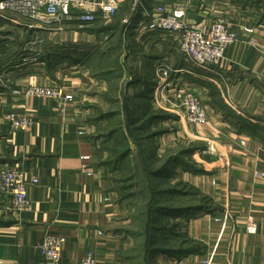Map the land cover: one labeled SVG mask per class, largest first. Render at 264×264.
Here are the masks:
<instances>
[{
  "label": "crops",
  "instance_id": "0c3cea01",
  "mask_svg": "<svg viewBox=\"0 0 264 264\" xmlns=\"http://www.w3.org/2000/svg\"><path fill=\"white\" fill-rule=\"evenodd\" d=\"M166 2L147 0L150 7ZM220 16L228 19L238 39L216 68L195 66L168 34L140 33V20L132 12L123 19L119 44L107 35L117 29H104L102 22L91 32L86 27L92 25L73 33L57 29L48 33L54 41L45 55L0 65V74L6 72L0 82V169L20 167L28 179L39 180L29 187L30 210L15 214L1 209L0 262L50 264L39 244L51 233L66 237L58 264H81L88 251L98 264H121L119 249L127 235L118 224L126 209L106 183L94 110L117 102L131 127L141 119L149 138L160 143L156 123L170 116L183 123L176 110L178 95L191 89L200 95L208 122L182 128L188 136L208 141L216 155L206 162L205 173L185 170L181 175L207 203L176 217L185 223L187 240L159 247L156 262L204 264L212 257L213 264H264V0H205L189 18L206 26ZM160 64L171 70L166 78L157 73ZM51 82L74 94L65 114L53 99L12 91ZM11 111L28 113L32 126L12 130L5 118ZM2 198L0 194L6 203Z\"/></svg>",
  "mask_w": 264,
  "mask_h": 264
},
{
  "label": "rangeland",
  "instance_id": "374dc122",
  "mask_svg": "<svg viewBox=\"0 0 264 264\" xmlns=\"http://www.w3.org/2000/svg\"><path fill=\"white\" fill-rule=\"evenodd\" d=\"M179 1L186 2V0ZM126 2L111 19L102 21L104 29L109 30L110 26L117 29L113 34L107 33L114 44L122 42V33L125 29L122 22L132 12L133 0ZM204 2L205 0L189 1L188 14L202 6ZM147 7L152 6L148 4ZM8 17L14 21L3 20L0 27L1 67L10 62L23 63L25 62L23 59L27 57L45 55L49 42L54 41L48 37L50 31L58 29L73 33L87 25H92L86 27L90 32L89 28L98 30L96 27L98 22L87 25L78 22L44 24L14 12H8ZM219 18L226 17L220 16L214 20ZM188 19L194 24L189 16ZM45 27L54 30L47 31L43 29ZM166 68L169 75L171 70ZM5 73L0 74V82H5L6 78L3 75ZM180 100L178 95L176 110L183 116V123L180 122L181 117L176 120L171 116V120L165 117L162 124L156 123V130L161 131L160 143H154L153 137L149 138L150 132L145 128L146 124L141 123V119L138 120L140 124L137 125L138 127H131L130 117L123 119V110L117 102H113L111 106L113 110L110 109L111 107L108 109L97 107L94 110L95 119L99 123L96 136L97 148L99 160L106 169V183L108 188L116 193L118 200L124 203L126 209L125 214L120 216L123 220L118 224L127 235V238L123 239V246L120 245L119 249L121 264H158L155 258L159 247L170 241L181 246L187 240L184 234L185 223L177 221L176 217L192 206L196 208L202 206V203H207L206 198L198 195L196 187L187 182L181 173L185 170L205 173L206 162H211L216 152L208 141L188 136L184 132L182 124L186 126L201 124H191L186 121L184 112L178 107ZM202 104L204 105L203 102ZM138 112L142 114L143 111ZM123 126L127 127V131H124ZM191 192L194 196L186 195V193L191 195ZM162 207L164 209H161ZM176 209L180 211L172 212ZM150 211L152 213L151 243L147 250L146 227ZM2 213L0 210V215Z\"/></svg>",
  "mask_w": 264,
  "mask_h": 264
},
{
  "label": "built area",
  "instance_id": "2783aa9c",
  "mask_svg": "<svg viewBox=\"0 0 264 264\" xmlns=\"http://www.w3.org/2000/svg\"><path fill=\"white\" fill-rule=\"evenodd\" d=\"M125 0H0V27L3 20L14 19L8 17V12L18 13L26 18L44 24L78 22L80 24H94L111 19ZM171 0L148 8L147 0H133L132 17L139 19L140 33L161 32L174 38L175 47L201 69L216 68L225 56L228 46L237 38V32L232 29L226 18H219L206 26H196L189 22L188 3ZM132 20V19H131ZM129 19L125 22L129 23ZM247 32H253L250 27ZM157 73L161 78L168 76L164 64L157 65ZM14 94L26 98L42 97L55 100L65 114L68 106L74 101V94L55 82L48 84L29 85L12 90ZM178 107L184 112V117L191 124L204 125L208 122L206 108L202 104L200 95L191 89H185L180 94ZM12 130H28L33 119L26 112L11 111L6 115ZM84 159H90L85 156ZM264 177V172L262 174ZM38 178H27L25 171L20 167L4 166L0 169V194L6 203L0 202V210H8L19 214L30 210L32 201L29 196V187L37 184ZM5 204V205H4ZM255 231V228H249ZM66 237L62 234L47 233L39 249L50 264L61 261L62 250ZM204 264H213V258L203 260ZM0 264H17L12 261H1ZM81 264H98L93 251H88ZM223 264H232L226 262Z\"/></svg>",
  "mask_w": 264,
  "mask_h": 264
},
{
  "label": "trees",
  "instance_id": "16d2710c",
  "mask_svg": "<svg viewBox=\"0 0 264 264\" xmlns=\"http://www.w3.org/2000/svg\"><path fill=\"white\" fill-rule=\"evenodd\" d=\"M161 209H164L163 207ZM199 209L198 207L195 208V210ZM180 210H173L172 212H179ZM171 212V211H170ZM151 227H152V213L151 211L149 212V217H148V222H147V227H146V232H147V240H146V246H147V250H149V246L151 243V238H150V232H151ZM162 251H167L169 253H174V250H163ZM196 251V250H194ZM197 252V251H196Z\"/></svg>",
  "mask_w": 264,
  "mask_h": 264
}]
</instances>
